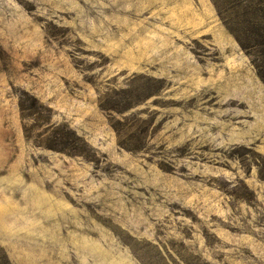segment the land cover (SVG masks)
<instances>
[{"label": "rangeland", "instance_id": "374dc122", "mask_svg": "<svg viewBox=\"0 0 264 264\" xmlns=\"http://www.w3.org/2000/svg\"><path fill=\"white\" fill-rule=\"evenodd\" d=\"M0 264H264V0H0Z\"/></svg>", "mask_w": 264, "mask_h": 264}]
</instances>
